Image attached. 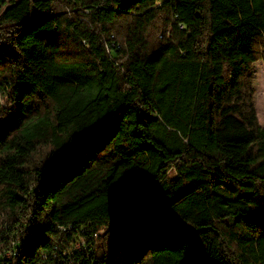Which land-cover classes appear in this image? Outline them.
Returning <instances> with one entry per match:
<instances>
[{
	"label": "trees",
	"instance_id": "obj_1",
	"mask_svg": "<svg viewBox=\"0 0 264 264\" xmlns=\"http://www.w3.org/2000/svg\"><path fill=\"white\" fill-rule=\"evenodd\" d=\"M259 60L264 0H0V264H264Z\"/></svg>",
	"mask_w": 264,
	"mask_h": 264
},
{
	"label": "rangeland",
	"instance_id": "obj_2",
	"mask_svg": "<svg viewBox=\"0 0 264 264\" xmlns=\"http://www.w3.org/2000/svg\"><path fill=\"white\" fill-rule=\"evenodd\" d=\"M255 70V108L257 112V117L261 125H264V61L259 60L254 65ZM10 257V253L7 254Z\"/></svg>",
	"mask_w": 264,
	"mask_h": 264
}]
</instances>
